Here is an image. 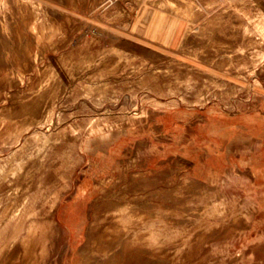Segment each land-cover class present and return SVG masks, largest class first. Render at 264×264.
Returning <instances> with one entry per match:
<instances>
[{
  "label": "rangeland",
  "instance_id": "374dc122",
  "mask_svg": "<svg viewBox=\"0 0 264 264\" xmlns=\"http://www.w3.org/2000/svg\"><path fill=\"white\" fill-rule=\"evenodd\" d=\"M0 39V264H264V0H0Z\"/></svg>",
  "mask_w": 264,
  "mask_h": 264
},
{
  "label": "bare ground",
  "instance_id": "6f19581e",
  "mask_svg": "<svg viewBox=\"0 0 264 264\" xmlns=\"http://www.w3.org/2000/svg\"><path fill=\"white\" fill-rule=\"evenodd\" d=\"M95 30H96V29H95ZM5 35H6V34H5ZM6 37H7V36H6ZM10 38H12V37H10ZM91 38H92V36H91ZM97 38H98V36H97ZM23 39H24V38H23ZM0 40H1V39H0ZM92 40H93V39H92ZM55 45H56V44H55ZM53 46H54V45H53ZM74 46H75V45H74ZM74 46H73V47H74ZM57 47H58V46H57ZM15 48H16V47H15ZM2 50H3V49H2ZM2 50H1V51H2ZM4 50H5V49H4ZM102 50H103V49H102ZM12 51H13V50H12ZM21 51H22V50H21ZM58 51H59V49H58ZM67 51H68V50H67ZM67 51H65V52H67ZM102 53H103V52H102ZM68 54H69V53H68ZM88 54H92V53H89V52H88ZM104 54H105V52H104ZM21 55H22V54H21ZM42 55H43V54H42ZM69 55H70V54H69ZM69 55H68V56H69ZM101 55H102V54H101ZM7 56H8V55H7ZM43 56H44V55H43ZM61 56H62V55H61ZM89 56H90V55H89ZM92 56H93V55H92ZM105 56H106V55H105ZM62 57H63V56H62ZM86 57H87V55H86ZM90 57H91V56H90ZM95 57H96V56H95ZM102 57H103V55H102ZM102 57H101V59H102ZM108 57H109V56H108ZM108 57H107V58H108ZM66 58H67V57H66ZM103 58H104V57H103ZM112 59H113V58H112ZM54 60H55V59H54ZM64 60H65V59H64ZM91 60H92V59H91ZM97 60H98V59H97ZM102 60H103V59H102ZM106 60H107V59H106ZM52 61H53V60H52ZM67 61H68V60H67ZM83 61H84V60H83ZM50 62H51V61H50ZM68 62H69V61H68ZM95 62H96V61H95ZM95 62H94V63H95ZM103 62H106V61H103ZM108 62H109V61H108ZM81 63H82V62H81ZM86 63H87V62H86ZM91 63H92V62H91ZM97 63H98V62H97ZM63 64H64V63H63ZM66 64H67V63H66ZM79 64H80V62H79ZM79 64H78V65H79ZM95 64H96V63H95ZM100 64H102L103 67H108V66H110L112 63H100ZM100 64H99V65H100ZM51 65H52V64H51ZM51 65H50V66H51ZM68 65H69V64H68ZM76 65H77V64H76ZM87 65H89V64H87ZM96 65L98 66V64H96ZM10 66H11V65H10ZM65 66H66V65H65ZM81 66H82V65H81ZM91 66H92V65L90 64L89 68H92V67H93V66H92V67H91ZM94 66H95V65H94ZM97 66H95V67H97ZM46 67H47V66H46ZM83 67H84V66H83ZM98 67H99V66H98ZM77 68H78V67H77ZM84 68H85V67H84ZM89 68H88V69H89ZM21 69H22V66H21ZM32 70H33V69H32ZM32 70H31V71H32ZM90 70H91V69H90ZM94 70H95V68H94ZM27 71H28V70H27ZM67 71L71 72L72 75L75 74V73H76V72H75V71H76V66H74V65H70V66L67 68L66 71L64 70V72L69 73V72H67ZM82 71H83V70H82ZM85 71H86V70H85ZM87 71H88V70H87ZM92 71H93V69H92ZM95 71H96V70H95ZM78 72H79V71H78ZM71 74H70V75H71ZM78 74H79V73H78ZM64 75H65V74H64ZM67 75H68V74H67ZM75 75H76V74H75ZM76 76H77V75H76ZM77 77H78V76H77ZM72 79H73V78H72ZM20 82H21V81H20ZM7 84H8V83H7ZM17 84H18V80H17ZM17 84H16V85H17ZM12 87H13V86H12ZM12 87H11V88H12ZM14 87H15V86H14ZM14 89H15V88H14ZM11 90H12V89H11ZM16 91H17V90H16ZM44 94H46V93H44ZM11 96H12V95H11ZM16 98H18V96H16ZM23 98H24V97H23ZM37 98H38V96H37ZM39 98H40V97H39ZM39 98H38V99H39ZM44 98H46V96H45ZM29 99H30V98H29ZM29 99H28V101H29ZM38 99H37V100H38ZM19 100H20V99H19ZM31 100H32V99H31ZM41 100H43V99H41ZM39 101H40V100H39ZM39 101H38V102H39ZM16 102H17V101H16ZM24 102H25V101H24ZM30 102H31V101H30ZM36 102H37V101H36ZM40 102H42V101H40ZM26 103H28V102H26ZM33 104H34V103H33ZM35 104H37V106H38L39 103H35ZM35 104H34V106H35ZM27 105H28V106H27ZM27 105H25V109H27V111H29L28 109L31 110V108H33V110H34L35 107H33L32 104H27ZM26 106H27V107H26ZM38 107H39V106H38ZM38 107H36V108H37L36 110H38ZM40 107H41V106H40ZM25 109H24V110H25ZM41 109H42V107H41ZM17 112H18V111H17ZM21 112H22V111H21ZM24 112H25V111H24ZM24 112H23V113H24ZM29 112L32 114L31 111H29ZM42 112H43V111H42ZM37 113H38V112H37ZM33 114H34V113H33ZM19 115H20V113H19ZM22 115H23V114H22ZM17 185H18V184H17ZM19 185H20V184H19ZM19 185H18V187H19ZM27 185H28V183H27ZM5 186H6V185H5ZM14 186H15V185H14ZM16 187H17V186H16ZM24 187H25V186H24ZM19 188H21V187H19ZM25 188H27V186H26ZM5 189H6V188H5ZM21 190H23V187H22ZM13 192H14V191H13ZM19 192H20V190H19ZM24 192H25V191H24ZM17 193H18V192H17ZM13 194H14V193H13ZM26 195H27V194H26ZM26 195H25V196H26ZM13 199H14V198H13ZM16 199H17V197L15 198V200H16ZM23 199H24V198H23ZM17 201H18V202H17ZM17 201H15V202L12 203V205H11V206H12V207H11L12 211L14 210V207H15L16 205H18V204L21 205V204H22V200H17ZM135 201H136V200H135ZM135 201H134V202H135ZM131 202H132V201H131ZM134 202H133V203H134ZM109 203L112 204V203H115V202H112V201H111V202H109ZM117 203H118V204H117ZM117 203L113 204V206H114V207H117L118 209L121 210V208L124 207V204H125L126 202H125L124 204L121 203V202H117ZM127 204H128V203H127ZM136 204H137V203H136ZM139 204H140V203H139ZM139 204H138V205H139ZM132 205H133V204H132ZM133 206L135 207V205H133ZM129 207H130V205H129ZM139 207H140V206H139ZM139 207H138V213L140 212ZM126 208H127V207H126ZM130 208H131V207H130ZM128 210H129V209H128ZM131 210H133V209H131ZM136 211H137V209H136ZM136 211H135V212H136ZM130 212H131V211H130ZM130 212H128V213H130ZM124 214H125V213H124ZM112 215H113V214H112ZM112 215H111V217L109 216L110 219H112V217L114 216V215H113V216H112ZM130 215H131V214H130ZM135 215H136V213H135ZM10 216H12V215L10 214ZM115 216H116V214H115ZM117 216H120V215H117ZM130 217H131V216H130ZM132 217H133V216H132ZM106 218H107V217H106ZM113 218H114V217H113ZM118 219H119V217H118ZM112 220L115 221V219H112ZM113 223H114V222H113ZM114 225H115V224H114ZM101 228H102V227H101ZM102 229H103V228H102ZM103 230H104V229H103ZM98 233H100V232H98ZM101 233H102V232H101ZM122 238H123V237H121V239H122ZM123 239H124V238H123ZM123 239H122V240H123ZM122 242H123V241H122ZM10 244H11V245L14 244V243L12 242V240H11V243H10ZM111 248H113V247H111ZM10 249H11V248H10ZM114 249H115V248H114ZM4 250H5V249H4ZM6 250H7V249H6ZM12 250H13V249H12ZM121 251H122V250H121ZM1 252H2V251H1ZM96 252H97V251H96ZM118 252H119V251H118ZM110 253H111V255H110L111 257H109V258H115V256H116V252H114V250L111 249V252H110ZM10 254H11V253H10ZM91 254H92V253H91ZM97 254H98V252H97ZM97 254H96L95 252H93L92 256H91L90 258H88L90 264H94V263L97 262V259H99ZM89 255H90V254H89ZM13 256H14V255H13ZM119 256H120V255H119ZM10 257H11V256H10ZM8 258H9V257H8ZM85 258H86V257H85ZM118 258H119V257H118ZM126 258H127V257H126ZM12 259H13V258H12ZM86 259H87V258H86ZM121 259H122V258H121ZM137 259H138V258H137ZM166 259H167V258H166ZM109 260H110V259H109ZM126 260H127V259H126ZM159 260H160V259H159ZM7 261H9V260H7ZM11 261H12V260H11ZM11 261H10V262H11ZM84 261H86V260L84 259ZM100 261H101V260H100ZM112 261H113V260H112ZM118 261H119V260H118ZM118 261H117L116 263H118ZM127 261H128V260H127ZM127 261H126V262H127ZM148 261H149V260H148ZM82 262H83V261H82ZM146 262H147V261H146ZM158 262H159V261H158ZM84 263H85V262H84ZM109 263H110V262H109ZM113 263H114V262H113ZM86 264H87V263H86ZM103 264H104V263H103ZM110 264H112V263H110ZM137 264H138V263H137ZM162 264H163V263H162Z\"/></svg>",
  "mask_w": 264,
  "mask_h": 264
}]
</instances>
